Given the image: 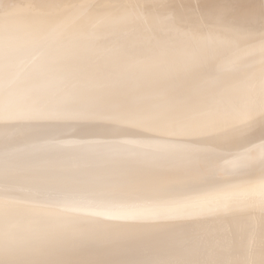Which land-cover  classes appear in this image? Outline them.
Masks as SVG:
<instances>
[{"label":"bare ground","instance_id":"1","mask_svg":"<svg viewBox=\"0 0 264 264\" xmlns=\"http://www.w3.org/2000/svg\"><path fill=\"white\" fill-rule=\"evenodd\" d=\"M53 30L65 50L51 71L121 88L162 57L199 54L211 94L225 101L201 117L213 130L189 141L213 154L211 171L189 175L49 141L152 133L99 108L29 121L7 110L17 90L5 88L0 264H264V115L253 92L264 73V0H0V77L10 79L31 44ZM106 175L118 179L92 197L104 203L58 194Z\"/></svg>","mask_w":264,"mask_h":264},{"label":"snow or ice","instance_id":"2","mask_svg":"<svg viewBox=\"0 0 264 264\" xmlns=\"http://www.w3.org/2000/svg\"><path fill=\"white\" fill-rule=\"evenodd\" d=\"M64 50L65 45L58 31L45 33L31 44V52L16 65L10 79L5 81L0 77V92L5 88L17 90L7 107L11 114L30 121L33 117H74L99 108L123 125L152 134L85 135L71 140L49 134L47 140L78 146L98 156L180 169L189 175L198 174L204 168L211 171L213 154L189 141L213 130L201 117L218 110L225 101L223 97L211 94L212 81L207 78L199 54H184L180 61L162 57L151 62L140 77L121 88L115 83L93 82L71 73L51 71L50 65ZM34 72L40 73V78L35 81L29 79ZM221 78L222 72L218 70L215 80ZM253 92L255 102L264 115V73ZM101 96L104 99L97 102ZM84 97L88 98V102L82 100ZM205 107L207 112L201 111ZM244 107L238 106L237 111H242ZM4 110V104L0 102V113ZM164 112L189 115L186 119L158 122L156 117ZM243 123L240 121L241 126ZM43 132L37 129L33 134L39 136ZM261 165H264V159ZM117 179L114 175L85 179L58 194L88 203H104L92 197L99 188ZM261 191L264 192V183L261 184Z\"/></svg>","mask_w":264,"mask_h":264}]
</instances>
